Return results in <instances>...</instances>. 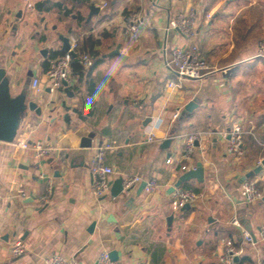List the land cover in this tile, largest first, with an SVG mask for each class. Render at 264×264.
Here are the masks:
<instances>
[{
  "label": "crops",
  "instance_id": "1",
  "mask_svg": "<svg viewBox=\"0 0 264 264\" xmlns=\"http://www.w3.org/2000/svg\"><path fill=\"white\" fill-rule=\"evenodd\" d=\"M0 3L7 6L5 16L0 15V69L11 80L12 96L25 93L42 107L41 116L33 111L22 115L13 143L0 142V264H44L45 257L54 253L75 258L79 264H95L102 251L114 249L119 264H221L227 240L242 250L240 264H264V241L258 237L264 225V170L247 179L259 185L262 199L247 204L241 197L243 176L264 159V76L255 77L257 69L264 71L260 64L264 55L259 54L264 51V34L253 33L249 23L255 16L248 13L261 1ZM91 5L99 8L98 13L91 14ZM191 11L196 13V43L213 69L200 80L184 82L182 89H170L167 80L172 76L165 68L164 53L185 40L178 32H167L166 23ZM132 13L142 21L136 43L126 34ZM249 36L258 38V48L246 40ZM61 37L77 40L79 51L89 52L96 61L82 74H74L72 67L73 96L48 92L45 72L49 60L65 52ZM230 67L234 69L226 77ZM244 67L246 72L240 75ZM34 78L41 80V92L32 88ZM192 100L198 106L182 118V110ZM176 112L179 117L173 120ZM148 118L151 121L144 125ZM236 119L250 132L244 136L239 158L227 153L226 139L218 133ZM196 124H203L199 131L205 137L185 160L179 136L190 133ZM150 128L156 135L153 143L146 142ZM91 133L95 134L92 147L82 148V139ZM168 139L172 143L163 148ZM20 141H44L58 150L37 159L16 147ZM101 142L114 146L106 152V164L114 169L111 183L120 176L140 175L155 178L158 190L151 195L143 190L137 196L139 184L116 198L111 189L97 198L90 160ZM199 163L204 167L203 181L191 179L179 187L199 189L195 192L199 200L190 209L174 211L170 188L185 173L183 166L189 171ZM203 203L210 211L206 223L194 224L187 234L183 228L190 220L183 219L194 217V208ZM234 217L247 231L251 228L254 245L244 242L242 229L231 223ZM19 240L26 251L14 258L11 248Z\"/></svg>",
  "mask_w": 264,
  "mask_h": 264
},
{
  "label": "built area",
  "instance_id": "2",
  "mask_svg": "<svg viewBox=\"0 0 264 264\" xmlns=\"http://www.w3.org/2000/svg\"><path fill=\"white\" fill-rule=\"evenodd\" d=\"M27 2V1H26ZM27 6L32 7L27 3ZM126 34L132 42H138L141 38V25L142 21L139 14L132 13L127 17ZM166 31L178 32L185 40V43L172 48L169 53L165 52L164 65L167 72L172 78L167 80V87L170 89H182L184 82L196 81L204 78L212 71V67L206 62L205 58L201 55L199 46L196 43V13L183 12L179 13L167 20ZM69 50L62 55L54 57L49 60L48 68L45 72L47 84L50 92L64 91L66 87L72 88L74 80L72 77L73 63L84 70H89L94 66L95 58L89 52L79 53V42L75 39L69 41ZM32 88L36 92L43 90L42 82L39 78H34L32 81ZM179 117L176 112L173 115V120ZM223 136L227 142V153L236 158L243 156L244 136L248 133L243 126L242 121L239 119L234 120L228 129L218 132ZM205 133L200 131H193L187 134L180 135L179 138L183 142V158L190 160L191 155L196 148V144L203 142ZM146 142L153 143L156 141L154 128H150L145 132ZM264 147V144H262ZM16 147L22 150L30 151L37 159H42L50 156L58 149L56 146L44 141H20L16 143ZM111 144H99L90 160V173L93 178V193L97 198L105 197L109 194L111 189L110 176L114 174V169L106 164V152L113 149ZM166 162L172 163L171 159ZM182 169L188 171L186 166ZM145 182L144 188L147 194H154L158 188V182L153 177H143L140 175H129L123 178L124 190H132L134 187ZM3 180L0 174V188ZM262 193L257 187L255 182L248 181L247 179L241 185V197L247 204H253L262 199ZM43 197L41 201H45ZM199 200L198 194L193 191H187L181 188H176L171 194V205L174 211H179L187 205H194ZM231 223L242 229V238L245 243L254 245L255 241L249 231L242 227L238 217H234ZM258 237L264 241V225L258 231ZM26 251L25 245L22 241H17L11 248V253L14 258L21 257ZM242 250L236 246L232 240H227L222 254L219 259L221 264H240L239 258ZM44 264H79L75 258L63 256L60 253H54L46 256ZM95 264H119L110 258V252L102 251Z\"/></svg>",
  "mask_w": 264,
  "mask_h": 264
},
{
  "label": "water",
  "instance_id": "3",
  "mask_svg": "<svg viewBox=\"0 0 264 264\" xmlns=\"http://www.w3.org/2000/svg\"><path fill=\"white\" fill-rule=\"evenodd\" d=\"M91 14L98 13L99 8L91 5ZM20 15V14H19ZM61 41L63 42V51L67 52L70 48L69 39L67 37H61ZM46 52H44L45 54ZM234 68L230 67L226 70L225 75L228 77ZM65 89L64 92L68 96H73L74 93L70 91L66 83H64ZM48 92H50L48 90ZM198 106L195 100L190 101L185 108L182 110L181 115L182 118L189 117L193 110ZM27 111H33L37 115H42V107H40L37 102L33 100H29L28 96L25 93H20L17 96H12L11 94V80L7 76L6 70L0 69V142L5 143H13L17 137L20 122L22 115ZM151 121L150 118L146 120L144 125H147ZM95 138V134L91 133L87 137L83 138L81 141L82 148H90L92 147V140ZM102 143V142H101ZM100 143V144H101ZM172 143L171 139H168L164 142L163 148H168ZM198 146V144H196ZM262 170H264V159L261 163L251 172L243 176L242 182L246 179H249L256 174H259ZM191 179H197L199 182H202L204 179V167L201 163H199L194 169H191L180 176L177 182L172 186L169 192H173L176 188H179L183 185V183L190 181ZM146 184L145 182L141 183L138 190L137 196H140L141 192L144 190ZM130 190L125 191L123 187V178L120 176L114 182L111 183V195L113 197L120 196L123 192H129ZM133 199V198H132ZM185 209H190V205H187ZM174 219V215H171L167 218L168 226L171 227ZM95 223L91 225L89 232L92 233L94 229ZM249 232L256 241V237L252 232L251 228H249ZM110 258L114 261L119 259V253L117 250L110 251Z\"/></svg>",
  "mask_w": 264,
  "mask_h": 264
},
{
  "label": "rangeland",
  "instance_id": "4",
  "mask_svg": "<svg viewBox=\"0 0 264 264\" xmlns=\"http://www.w3.org/2000/svg\"><path fill=\"white\" fill-rule=\"evenodd\" d=\"M259 1H261V3L260 4H257L255 7L249 8L248 9V13L250 15L252 14V16L253 15L255 16V20L254 21H251L249 23L250 25L253 24V29H254L253 33H258L260 36H262L261 34H264V0H259ZM64 3L65 4H69L70 2L69 1L68 2L64 1ZM6 11H7V6L5 4L0 3V15H1L2 18L5 16ZM225 23L226 24H230L229 22L228 23L225 22ZM233 32L236 34V30L235 29H234ZM246 40H248V41L250 40V42L255 43V46L258 48V46H259L258 45L259 44L258 38H256V37L255 38H252V37L249 36ZM199 50H200V47H199ZM200 53L203 56L201 50H200ZM263 53H264L263 49H260L259 54L264 55ZM205 60H206V62L209 65H211V63L206 58H205ZM260 64H264V62H261ZM244 72H246V68L245 67L242 69V72H241L240 75H242V73H244ZM263 76H264V71L261 70V68H259V69H257L255 71V77L261 79ZM235 84L236 83H233V86L234 87L236 86ZM236 88H237V86H236ZM256 90L257 89L254 88L253 92H255ZM202 129H203V124H196V126L192 127L189 132L199 131V130H202ZM258 188L261 191L259 185H258ZM194 212H195V216L194 217H192V215H191V217H189L187 220L182 218L186 222L190 220V223H188L187 225L185 224L186 226L183 228V230L186 233H187V230L190 233L192 232V229L195 227L194 224H196V223L197 224H204V223H206L207 218L210 215V211H209V209L206 208V205L204 203L197 205L194 208ZM182 219H179V221L181 222L180 225L183 223L182 222ZM189 236L187 235L186 238H190Z\"/></svg>",
  "mask_w": 264,
  "mask_h": 264
},
{
  "label": "trees",
  "instance_id": "5",
  "mask_svg": "<svg viewBox=\"0 0 264 264\" xmlns=\"http://www.w3.org/2000/svg\"><path fill=\"white\" fill-rule=\"evenodd\" d=\"M55 5H52L50 8H48V9H51L52 7H54ZM59 6V5H58ZM38 7H42V4L40 3V4H38ZM78 52L79 53H83L82 51H79V49H78ZM60 55H62V54H60V53H56L54 56H53V58L54 57H57V56H60ZM96 64V61H95V63H94V65ZM94 67V66H93ZM92 67V68H93ZM83 71H84V69L83 68H81L80 66H78L77 65V63H73V73L75 74H77V73H79V74H82L83 73ZM183 188H185V189H187L186 188V186H184ZM200 190L199 189H194V192H196V193H198ZM187 212V211H186Z\"/></svg>",
  "mask_w": 264,
  "mask_h": 264
}]
</instances>
